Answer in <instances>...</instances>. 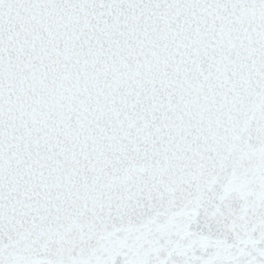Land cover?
<instances>
[{
    "label": "snow or ice",
    "instance_id": "6c2138e0",
    "mask_svg": "<svg viewBox=\"0 0 264 264\" xmlns=\"http://www.w3.org/2000/svg\"><path fill=\"white\" fill-rule=\"evenodd\" d=\"M0 264H264V0H0Z\"/></svg>",
    "mask_w": 264,
    "mask_h": 264
}]
</instances>
